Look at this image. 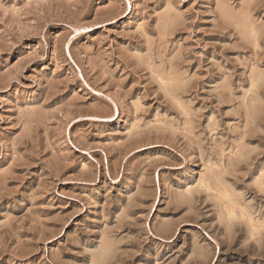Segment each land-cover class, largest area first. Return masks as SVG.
I'll return each mask as SVG.
<instances>
[{"label":"rangeland","instance_id":"rangeland-1","mask_svg":"<svg viewBox=\"0 0 264 264\" xmlns=\"http://www.w3.org/2000/svg\"><path fill=\"white\" fill-rule=\"evenodd\" d=\"M118 263L264 264V0H0V264Z\"/></svg>","mask_w":264,"mask_h":264},{"label":"bare ground","instance_id":"bare-ground-1","mask_svg":"<svg viewBox=\"0 0 264 264\" xmlns=\"http://www.w3.org/2000/svg\"><path fill=\"white\" fill-rule=\"evenodd\" d=\"M208 177V176H207ZM216 178V177H215ZM217 180V179H216ZM215 183V182H214ZM215 185H216V183H215ZM208 190V189H207ZM227 190V189H226ZM226 192V191H225ZM221 193V192H220ZM224 194V193H223ZM224 196V195H223ZM232 196V195H231ZM225 197V196H224ZM234 207V206H233ZM229 208H227V210H228ZM225 211V210H224ZM231 211V210H230ZM231 213V212H230ZM233 214V213H232ZM250 214V213H249ZM230 215V214H229ZM230 219V218H229ZM236 219V218H235ZM240 219V218H239ZM251 220V219H250ZM253 221V220H252ZM258 221V220H257ZM222 223V222H221ZM220 223V224H221ZM255 223H257V222H255ZM225 224V223H224ZM248 226V225H247ZM255 228V227H254ZM249 230V229H248ZM258 242V241H257ZM260 244V243H259ZM118 264H120V263H118Z\"/></svg>","mask_w":264,"mask_h":264}]
</instances>
